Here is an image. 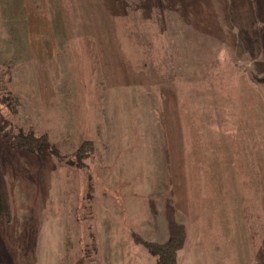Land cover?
Returning a JSON list of instances; mask_svg holds the SVG:
<instances>
[{
    "label": "rangeland",
    "instance_id": "obj_1",
    "mask_svg": "<svg viewBox=\"0 0 264 264\" xmlns=\"http://www.w3.org/2000/svg\"><path fill=\"white\" fill-rule=\"evenodd\" d=\"M0 225L37 264H157L172 225L177 264H264V0H0Z\"/></svg>",
    "mask_w": 264,
    "mask_h": 264
},
{
    "label": "trees",
    "instance_id": "obj_2",
    "mask_svg": "<svg viewBox=\"0 0 264 264\" xmlns=\"http://www.w3.org/2000/svg\"><path fill=\"white\" fill-rule=\"evenodd\" d=\"M18 144L23 147L31 148L33 145L42 144L41 138L35 136L24 137L17 135ZM90 148V144H83L79 150L78 156L83 154ZM171 237L164 244H147L145 246L156 256L157 264H177V251L184 243L183 232L175 225L171 226Z\"/></svg>",
    "mask_w": 264,
    "mask_h": 264
},
{
    "label": "crops",
    "instance_id": "obj_3",
    "mask_svg": "<svg viewBox=\"0 0 264 264\" xmlns=\"http://www.w3.org/2000/svg\"><path fill=\"white\" fill-rule=\"evenodd\" d=\"M6 229L5 226L0 225V264H37L35 259L22 255L19 241L11 239L12 235L10 239L9 236H5ZM38 264L46 263L41 261Z\"/></svg>",
    "mask_w": 264,
    "mask_h": 264
}]
</instances>
